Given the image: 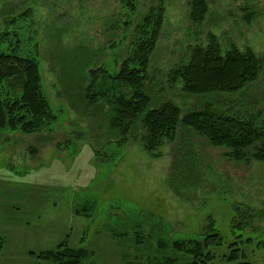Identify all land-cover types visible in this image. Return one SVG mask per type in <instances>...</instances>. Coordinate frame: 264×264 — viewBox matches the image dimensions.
Wrapping results in <instances>:
<instances>
[{"label": "rangeland", "instance_id": "rangeland-1", "mask_svg": "<svg viewBox=\"0 0 264 264\" xmlns=\"http://www.w3.org/2000/svg\"><path fill=\"white\" fill-rule=\"evenodd\" d=\"M189 1L134 0L129 12L120 0H0V53L35 59L54 117L31 133L0 129V264H56L35 255L62 241L87 252L84 264H154L172 252L174 239L200 234L208 215L229 239L233 207L262 210L264 163L229 161L228 150L181 131L160 148L159 158L142 151L133 137L119 146L102 115L81 106L73 93L70 100L59 84L61 73L76 70L67 67L64 50L78 45L98 50L96 66L115 72L142 15L161 5L163 24L145 83L182 113L201 109L206 98L185 97L181 85L169 81V70L187 60L190 47L205 45L209 33L225 50L233 43L264 58V0H205L208 14L198 26L189 18ZM60 55L62 67L54 58ZM262 67L255 82L231 97L239 101L235 109L257 123H264ZM19 96L0 82L1 101ZM191 151L203 183L178 196L166 184L171 160ZM83 209L86 214L76 213Z\"/></svg>", "mask_w": 264, "mask_h": 264}, {"label": "trees", "instance_id": "trees-1", "mask_svg": "<svg viewBox=\"0 0 264 264\" xmlns=\"http://www.w3.org/2000/svg\"><path fill=\"white\" fill-rule=\"evenodd\" d=\"M120 1L129 12L135 10L134 0ZM189 2L191 22L201 25L208 14L207 2ZM163 12L160 5L149 8L142 15L130 52L122 58L115 72L109 73L103 65L96 66L93 60L100 56L98 50L90 51L82 45L71 52L64 50L69 53L67 67L76 68L69 75L66 71L61 73L64 77H60L59 84L67 97L70 99L74 94L85 109L95 115L101 114L109 136L116 139L119 146L133 137L150 157L159 158L160 148L165 142L174 141L181 131L204 137L213 148L228 150L224 157L229 161L247 165L251 161L264 163V123H257L247 113L238 112L234 107L238 99H231L257 80L264 58L256 56L250 48L241 52L233 43L225 50L215 35L207 34L205 45L190 47L187 60L169 70V81L173 85L179 83L185 97L206 98L201 109L182 113L172 101L155 97L152 93L159 91L153 92L145 83L149 57L163 24ZM124 25L129 26L130 22ZM54 58L60 61L61 67L64 65L61 55ZM2 81L8 89L20 91V96L14 100H0V129L19 128L21 132L31 133L54 119L41 92V76L35 59L0 53ZM137 130H141L139 138ZM191 153L189 156L174 153L171 160L166 184L178 196L183 195L184 189L194 190L203 183L198 161ZM232 211L229 239L222 236L216 222L208 215L200 234L174 239L168 244L172 252L154 258L153 263L264 264V207L262 210L233 207ZM76 213L86 214L84 209ZM158 246L162 247L160 241ZM2 248L0 238V251ZM257 252L261 253L259 260H256ZM177 254L182 263L178 262ZM86 256L85 250L70 248L65 241L55 250L35 255L56 264H84Z\"/></svg>", "mask_w": 264, "mask_h": 264}]
</instances>
